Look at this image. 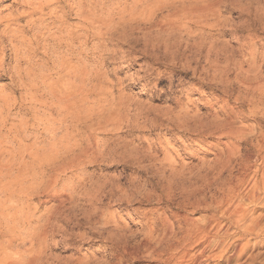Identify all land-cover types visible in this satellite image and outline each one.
Returning a JSON list of instances; mask_svg holds the SVG:
<instances>
[{
  "label": "rangeland",
  "instance_id": "1",
  "mask_svg": "<svg viewBox=\"0 0 264 264\" xmlns=\"http://www.w3.org/2000/svg\"><path fill=\"white\" fill-rule=\"evenodd\" d=\"M205 2L215 7L213 26L191 22L183 29L186 21L171 22L167 9L155 21L128 24L125 36L118 29L102 37L109 52L92 62L99 88L88 124L74 131L76 146L56 167L29 168L3 203L26 204L31 222L20 233L40 228L38 264H264V184H255L264 176V88L253 87L264 78V0ZM13 3H0V10ZM5 53L0 145L35 148L45 130L37 96L30 102L27 94L41 70L32 64L42 57H22L18 65ZM19 160L14 166L29 162ZM253 189L257 199L250 203ZM210 238L218 245L192 262Z\"/></svg>",
  "mask_w": 264,
  "mask_h": 264
},
{
  "label": "bare ground",
  "instance_id": "2",
  "mask_svg": "<svg viewBox=\"0 0 264 264\" xmlns=\"http://www.w3.org/2000/svg\"><path fill=\"white\" fill-rule=\"evenodd\" d=\"M4 1L6 0H0V3H3ZM15 1L16 3H13L11 6L6 5L5 8H2V11L0 10V44L2 45L6 43V45H8L6 49L3 47V45L1 48L0 45V69L4 62V57L2 54L7 51L10 54L12 53L13 56L17 58V60L15 59V64H18L22 57L31 59L34 54H41V64H32L31 70H41L39 74L38 72L36 73L38 74L36 76L37 79L33 80L34 76L33 78L31 77L33 82L30 81L29 83L30 91L27 96L30 95V102L32 98H36L37 96L36 100H38L41 108L39 109L40 117L38 114L36 116L39 117L43 125L45 136L42 140L38 141L39 144L35 148L25 147L21 141L17 142L10 150L9 148L4 149L5 151L0 145V264H35L38 262V260H40V257L37 260V254L41 253L40 247L42 246V242H45L43 241V236H40L38 232L40 228L36 229V227L34 229L31 226L30 228L33 229L26 228L27 230H25V232L20 233L18 228L25 226L30 221V219L24 214L26 204L21 206L20 204H22L23 201L18 198V206L15 205V207L12 208L7 206L5 209L3 203L6 198L9 199L11 197L10 199H12V194L15 192L13 191L15 186H17L18 183H21L25 176H30L28 172L29 168L32 171H42L45 169V167H56L59 165V156L66 152V149H68L69 146H76V140L73 136L74 131L77 128L76 126L79 124H88L92 115V107L90 105L91 96L94 94L93 92L95 89L99 88L97 87V82L95 79L97 68L91 67L92 62L94 60H97L98 63L103 62L100 59L102 57L104 58V55L109 52V50H105L104 48L106 46L103 43L102 37H110L118 29L120 30V33L124 34L123 31L125 28L129 30L132 28L131 26L128 28V24H139V22L144 23L145 21L148 23L155 17V15H157L158 12L167 9L170 11L168 17L171 22H175L180 19L186 21L185 24L181 25L183 29H190L192 26V24H190L191 22L196 23L198 27H205L208 25L211 26L212 24L214 25V22H211L212 20L210 21L209 15H211L213 18L216 12L214 9L215 7L213 8L212 6V3L207 4L205 0ZM67 1L68 3H66ZM137 12L138 14L136 15ZM132 14L133 16H130ZM134 14L137 16V19L135 18ZM70 15L74 19L73 23H69V21L67 22V19L70 17ZM127 15L129 18H126ZM214 18H216V15ZM155 20L156 17L154 21ZM135 25H133V27ZM134 28H136V26ZM27 33H30V35L26 36ZM122 34L121 37L123 38L125 34L123 36ZM127 35L129 36L128 33ZM96 39L98 42L96 41L97 43L94 46L93 43H95L94 40ZM104 39L106 41V38ZM22 45L23 47L21 48L20 46ZM111 50L114 51L115 49L112 48ZM73 59L76 60L74 61ZM12 70L14 71V69ZM20 70L17 69V71H15L18 80H22L23 76L20 75V72L23 71V69L21 71ZM255 70L257 69H253L252 71ZM50 73L53 74V77L47 79L46 76H48ZM254 76L258 77V75L255 74ZM260 79L255 80L257 83L253 82V84L256 83L253 87L258 90H260V88H264V78ZM251 81H254L253 78H251ZM247 83L252 84V82L249 83V81ZM39 87H42L41 92L44 89L46 90V93L39 92L40 94H36L40 90ZM33 103H35V101ZM73 139L75 140V143L67 144L69 141H73ZM3 152H11V157H7L6 159L2 158ZM22 157L29 159V162L26 163L25 161V164L23 165L14 166L17 164L16 159L21 160ZM259 182L264 184V176H262L261 181H255V184H258ZM38 184V181H33L31 183L32 189L37 188ZM250 192L248 193V198L247 196L246 198L247 201L251 203L257 199V192L254 189L251 193ZM18 197L20 196L18 195ZM9 209L17 210L18 214L10 212ZM238 215L240 216V214ZM49 216L50 215H48V217ZM42 224L43 222L41 225L38 224V226H42ZM252 226L253 225H251V227ZM202 230H204L203 227ZM191 232L189 233L191 234ZM226 232L227 228H225L223 234ZM193 235L189 236L192 237ZM183 237L185 238V236ZM205 237L206 235L203 232V235L197 239L198 245L201 244L202 246ZM185 240L186 239H184L182 242H185ZM186 241L189 242V240ZM26 243L28 246H26ZM218 243L219 239H206V244L204 247L202 248L200 246L201 249L199 252H196L197 254L194 253L191 255L192 262L194 259L195 263H199L201 259L200 257L205 255L203 254L205 249L208 246L218 245ZM36 245L37 247H35ZM185 245L186 244H184V246ZM187 253V251L181 253L180 259L184 260L186 256H189Z\"/></svg>",
  "mask_w": 264,
  "mask_h": 264
}]
</instances>
